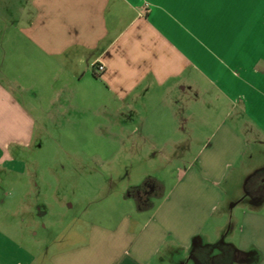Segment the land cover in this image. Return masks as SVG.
Masks as SVG:
<instances>
[{"label":"crops","instance_id":"crops-1","mask_svg":"<svg viewBox=\"0 0 264 264\" xmlns=\"http://www.w3.org/2000/svg\"><path fill=\"white\" fill-rule=\"evenodd\" d=\"M208 99L226 105L209 154L70 235H39L30 190L14 191L0 264H264V0H0V167L43 105L117 114L116 139L172 162Z\"/></svg>","mask_w":264,"mask_h":264},{"label":"rangeland","instance_id":"rangeland-1","mask_svg":"<svg viewBox=\"0 0 264 264\" xmlns=\"http://www.w3.org/2000/svg\"><path fill=\"white\" fill-rule=\"evenodd\" d=\"M214 106L209 99L206 105L203 103L200 119L195 125L193 122V129H186L188 145L177 147L175 159L170 162L159 155L158 148L153 151L150 145L142 146L150 153L144 156L146 152L143 154L141 149L137 152L129 141L122 143L116 139L114 134L118 130L107 125L121 120L117 114L92 107L69 114V109L61 113L55 107L52 110L43 105L31 144L12 146L10 153L15 161L10 167H0V222L22 219L12 216L13 202L10 210L3 203H8L11 195L20 197L13 193L19 188L30 190L26 203L40 210L35 217L37 232L52 238L70 235L86 222L97 220L100 211L117 204L122 194L148 185L149 177L172 186L178 169L188 167L191 160L214 149L207 142L224 118L226 105L218 101L216 115ZM122 121L131 123L136 119ZM225 122L237 125L232 116ZM82 123L80 129L71 128ZM234 166L227 169L228 175L232 171L241 172L240 163ZM229 182L225 180L223 186L228 187ZM234 186L241 189L246 184L239 178ZM60 202L64 205L60 206Z\"/></svg>","mask_w":264,"mask_h":264},{"label":"built area","instance_id":"built-area-1","mask_svg":"<svg viewBox=\"0 0 264 264\" xmlns=\"http://www.w3.org/2000/svg\"><path fill=\"white\" fill-rule=\"evenodd\" d=\"M104 70H105V65H103V64L97 65V67H96L97 74H102L104 72Z\"/></svg>","mask_w":264,"mask_h":264}]
</instances>
